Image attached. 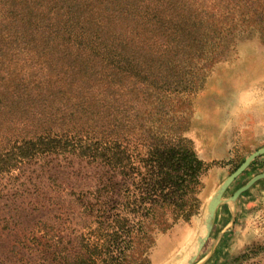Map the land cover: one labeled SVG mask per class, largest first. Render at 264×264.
Segmentation results:
<instances>
[{
  "label": "rangeland",
  "instance_id": "rangeland-1",
  "mask_svg": "<svg viewBox=\"0 0 264 264\" xmlns=\"http://www.w3.org/2000/svg\"><path fill=\"white\" fill-rule=\"evenodd\" d=\"M238 1L0 0V157L40 127L59 132L85 119L120 123L138 145L151 132L181 137L209 166L201 206L154 233L141 264H264V177L232 200L264 173V153L225 189L200 241L219 185L264 147V116L241 115L224 127L233 83L264 76L263 32L225 18L237 17ZM104 38L123 45L125 66L102 73L105 83L83 95L80 70L101 71ZM79 98L88 104L70 112ZM108 174L73 154L43 153L0 175V264L72 263L108 200L97 192Z\"/></svg>",
  "mask_w": 264,
  "mask_h": 264
},
{
  "label": "trees",
  "instance_id": "trees-1",
  "mask_svg": "<svg viewBox=\"0 0 264 264\" xmlns=\"http://www.w3.org/2000/svg\"><path fill=\"white\" fill-rule=\"evenodd\" d=\"M235 7L239 11L237 17L234 12L225 17L232 15L229 19L234 27H256L264 34V0H239ZM41 35L45 37V33ZM102 40L101 71L91 73L86 64L80 70L83 79L78 85L83 95L105 83L102 73L122 72L125 66L124 53H117L123 45L113 47L106 38ZM78 101L70 112L88 104L84 98ZM119 125L115 121L95 124L92 119H85L83 124L77 121L59 132L40 127L18 145L16 141L12 143L14 152L7 151L14 154L12 157L7 152L0 157V175L43 153L73 154L107 168V182L101 181L97 192L108 194V200L96 208L97 225L88 232L70 264H131L139 258L136 264H141L152 246L154 233L165 232L173 223L188 220L200 209L201 178L209 166L191 145L181 137L171 142L159 132H151L148 140L145 138L138 145L124 135L127 132L121 131ZM254 163L255 160L251 164Z\"/></svg>",
  "mask_w": 264,
  "mask_h": 264
},
{
  "label": "clouds",
  "instance_id": "clouds-1",
  "mask_svg": "<svg viewBox=\"0 0 264 264\" xmlns=\"http://www.w3.org/2000/svg\"><path fill=\"white\" fill-rule=\"evenodd\" d=\"M233 104L230 119L224 125L231 126L233 120L239 119L241 115L255 113L264 116V76L258 79H237L233 83ZM259 127L264 129V119L259 122Z\"/></svg>",
  "mask_w": 264,
  "mask_h": 264
},
{
  "label": "water",
  "instance_id": "water-1",
  "mask_svg": "<svg viewBox=\"0 0 264 264\" xmlns=\"http://www.w3.org/2000/svg\"><path fill=\"white\" fill-rule=\"evenodd\" d=\"M264 153V147H261L257 150H255L254 152L250 153L243 161L242 163L228 176L226 177V179L219 185V187L217 188L215 194L211 197V199L209 200L207 207H206V214H205V226H206V230H210L211 228V224H212V219L214 216V212L216 207L219 205V203L221 202V198H222V194L225 191V189L228 187V185L237 177L239 176L244 170L245 168L251 163V161H253L255 158H257L258 156H260L261 154ZM264 177V173L258 174L253 176L245 185L241 186L240 188H238L233 196H232V200H235L236 197L243 192L244 190H246L253 182H255L256 180L263 178ZM206 238H203V240ZM202 240V242H203ZM201 242V244H202ZM200 244V246H201ZM200 246L198 247V249L200 248ZM194 258V256L192 257Z\"/></svg>",
  "mask_w": 264,
  "mask_h": 264
},
{
  "label": "bare ground",
  "instance_id": "bare-ground-1",
  "mask_svg": "<svg viewBox=\"0 0 264 264\" xmlns=\"http://www.w3.org/2000/svg\"><path fill=\"white\" fill-rule=\"evenodd\" d=\"M206 212H207V211H206ZM206 233H207V230H206V226H205L204 234L200 236V241H201V239H203V238L205 237ZM199 244H200V243L197 244L196 250L198 249Z\"/></svg>",
  "mask_w": 264,
  "mask_h": 264
}]
</instances>
